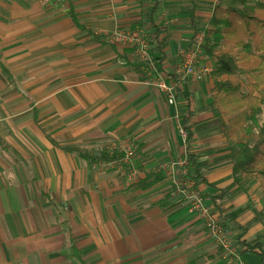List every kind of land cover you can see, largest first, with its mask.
<instances>
[{"label": "crops", "instance_id": "0c3cea01", "mask_svg": "<svg viewBox=\"0 0 264 264\" xmlns=\"http://www.w3.org/2000/svg\"><path fill=\"white\" fill-rule=\"evenodd\" d=\"M66 1L67 6L42 4L38 0H0V264H208L215 258L216 264H222L218 261L216 242L207 237L203 221L194 217L185 204L172 207L166 201V192H156L164 181L142 190L137 184L146 179L149 171L141 172L140 179L134 183H121L113 169L98 168L97 164L66 149L79 147L84 153L100 154L83 148L100 137L101 141L105 138L103 134H96L90 140L94 134H81L87 131L89 120L80 115L82 111L91 108L97 126H103L118 114L124 119L130 115L124 110L129 105L123 92L127 84L124 78L128 75L122 69L129 62L126 55L129 48L112 43L98 32L112 33L136 24L146 15L147 6L150 11L155 2L90 1L85 10L92 14L83 22L77 13L76 0ZM159 2V13L166 7L172 6L175 10L182 5L181 0ZM184 3L185 10L187 2ZM213 11L200 13L206 16L208 25ZM198 15L196 12V25L200 29ZM184 24L174 32L159 25L167 31L162 36L167 39L166 47L161 53L152 45L155 59L164 58L163 70L159 73L167 81L175 75L177 67L171 70V65L178 58L176 55L188 51L193 41L190 19L189 25L186 21ZM96 29L101 30L95 32ZM95 37L101 41L95 42ZM23 61H29L30 68H40L42 74L77 75L81 68L94 72L104 70L109 74V81L96 86L99 94L83 93L76 81L70 87L73 91L70 95L62 93L58 97L64 108L61 115L58 110L51 112L36 103L33 105V98L28 94L23 100L15 74ZM206 66L212 70L211 64ZM140 71L134 67L132 74ZM191 83L193 86L196 82ZM88 89L92 87L85 86ZM25 90L29 88L26 86ZM185 91L191 93L196 112L193 124L197 119L194 90L185 87ZM177 101L183 102V124L187 116L186 102ZM21 103L33 105L32 122L43 134L12 133L24 107ZM152 106L163 112L166 107L167 112L168 106L161 100ZM70 114V129L76 130V134H62L68 124L65 117ZM49 128L53 129L52 134L47 132ZM205 177L213 188H226L215 187ZM156 187L155 192H148ZM208 189L201 187L202 192ZM250 196L251 192L236 199L234 211L249 203ZM249 234L250 229L246 239Z\"/></svg>", "mask_w": 264, "mask_h": 264}, {"label": "rangeland", "instance_id": "374dc122", "mask_svg": "<svg viewBox=\"0 0 264 264\" xmlns=\"http://www.w3.org/2000/svg\"><path fill=\"white\" fill-rule=\"evenodd\" d=\"M90 1L92 3L101 2V0H76V3H78L76 8L79 10L77 13L82 16L83 22H85V18L89 14H92V11L85 10V6H87ZM181 1L182 5L176 6L177 9L174 10L172 6L166 7L157 15L159 25L167 27L169 32H174V29L180 28L179 26L183 28L185 26V21L188 23L187 25H189V16L184 14L186 10H184V2H187L186 8H189V0ZM38 2L45 4L44 0H38ZM51 3L67 6V1L65 2V0H51ZM197 3L199 6L197 9L199 13L197 24L200 26L198 36L203 38L200 61L202 65L206 66V64L210 65L206 47H210L213 41L208 35L211 27L206 21V16H201L200 13L210 14L217 5H225L226 0H197ZM90 6L91 4L88 5V8ZM148 12L149 6H147L145 14ZM176 12H178V16L174 17ZM144 16H142V19ZM142 19L136 24L126 27V29L119 28V30L144 31L150 45V53H152V61L147 64L137 57L134 49L128 47L129 49L126 52V55L129 56L128 59H130L128 64L126 63L127 65L122 68L126 70L125 74L128 75V77L124 78L127 84H125L126 90H123V92L129 99V105L126 106L124 110H127L130 115L124 119V116L118 114L103 126H97L92 109L89 108L87 111H82L80 115L83 117L87 116L89 120H87V131L81 134H94L90 137V140L94 139L96 134H103L105 138L104 141H101L100 137L99 141L95 140L83 145V148L92 153L109 152L113 155H120L122 158L119 162L108 166L103 165L106 167L97 164V167L108 170L113 169L121 183H134L138 181L141 172L146 173L149 171L163 175L165 178L164 182L161 184V186H163L156 192H166V201H168L170 205L173 204L172 207L185 204L189 212L193 213V216L199 219L200 222L204 219L196 209L198 200H202L205 207L210 209L212 214L215 213L216 217L224 224V219L219 217L220 213L223 212V214L228 216L232 212H236L234 211L236 199H240L241 196L251 192L249 203H245L242 208L237 209L241 212L239 222L242 226H249L250 234L247 238L248 241H261L264 244V198L263 195L261 196V193H259V183L246 182L239 191L224 203L214 204L212 197L215 193L212 189L203 192L202 190H194L193 183L189 182L185 176L186 170L184 167L186 166L187 152H190L192 154H197L200 161L199 166L203 174L209 178L215 187L227 188V186L233 183V152L225 137L228 130L227 121L225 119L216 118L208 109V105L212 98L210 89L223 81V78L211 73L200 80L185 79V81H181V86L194 90V99L197 105V119H195L192 124L194 140L189 150L185 142L186 133L181 127L185 114L182 105L183 102L177 101L175 98V103L171 105L166 96L161 93V95H159L154 90L155 87L148 84L150 76L153 77L154 70H156V53L154 47H152L154 35L150 29L144 28L141 25ZM100 30L101 29H96L95 32ZM98 33V35L106 38L105 32L102 31ZM194 43L195 41L191 42V47ZM184 51L185 50L180 51L179 54L176 55L178 58L174 59V63L171 65L173 68H171V70L181 65L183 54L185 53ZM17 67L19 68V72L15 74L17 76L16 80H19L18 82L21 86L20 94L23 96L25 94L30 95L33 98V105L37 104L43 109L51 110V112L52 110H58L61 115H63L64 108L60 105L58 97L62 93L70 95V92H73L70 87L76 84V81L81 84L82 92L85 94H99L96 86L109 81V74L104 73V70L94 72L91 69L81 68L77 75L68 72L42 74L40 68H30L29 61L21 62ZM134 67L140 68V73L137 72L136 75H133L132 71ZM99 76H102V79H100ZM177 80V76L174 75L168 81L171 84H176ZM191 82L196 83L191 86ZM26 86L29 90H25ZM85 86L92 87V90H85ZM258 95L262 99V113L249 124L246 135L241 137L236 146L254 144L257 140L258 132L264 124V89ZM23 100H26L25 96ZM160 100L168 106L167 112L166 107L165 112H163L160 108L152 106V104L156 105ZM33 105H23L24 107L17 117L18 125L15 131L12 132L13 134H43L32 122ZM51 117H53L52 113H50V118ZM65 118L68 124L65 125L66 130L65 133L62 132V134H76V130L74 132L70 129L72 121L71 114ZM52 122L53 120L51 119L50 123ZM52 131V128L47 130L49 134H52ZM129 152H131V155H129ZM130 172L135 174L131 179H129L128 176ZM221 176L222 178L220 179ZM156 189L157 187L148 190V192H155L153 190ZM236 195H238L237 198H234ZM253 199H255V201H253ZM202 226L207 237H209L210 235H208L209 233L204 221L202 222ZM224 229L228 241L227 248L219 245L210 237V239L216 242L215 248L219 255V263L258 264L257 261L260 263L259 258L254 255H248L246 258L238 256L236 253L237 239L241 236V233L237 232L235 226L230 222ZM216 263V258L208 261V264Z\"/></svg>", "mask_w": 264, "mask_h": 264}, {"label": "trees", "instance_id": "16d2710c", "mask_svg": "<svg viewBox=\"0 0 264 264\" xmlns=\"http://www.w3.org/2000/svg\"><path fill=\"white\" fill-rule=\"evenodd\" d=\"M155 4L143 17L142 26L151 30L157 51L161 52L166 47L167 39L162 36L167 32L165 27L157 23L159 13V0H151ZM197 0H191V5L184 13L189 16L194 30L193 41L199 33L196 25ZM74 20L78 24L77 18ZM211 29L208 32L213 43L206 47L207 55L212 66L213 73L223 81L211 90L212 102L208 109L216 118L225 119L228 130L225 134L227 143L233 152L232 177L233 183L224 189L213 188L199 167L198 156L187 152L186 179L193 183L194 190L201 187L215 189L212 200L215 204H221L237 191L246 182L259 183V189L264 196V124L261 126L257 140L254 144L236 146L237 142L246 135L248 126L262 113V99L258 95L264 88V2L258 0H226L225 5H217L209 20ZM95 42L101 38L95 37ZM163 55V54H162ZM164 58H156L155 66L161 72ZM176 87V100L184 99L186 102L187 116L182 128L186 133L188 149L194 140L192 121L195 110L192 105L191 93L185 91L178 81ZM70 152H76L85 160L93 164H110L121 160L120 155L109 153L90 154L84 153L81 148H66ZM164 176L148 172L146 179L137 184V188L147 190L164 181ZM241 212H232L228 216L220 213L224 219V226L232 223L241 236L237 239V255H254L264 264V244L261 241H248L249 226L238 223Z\"/></svg>", "mask_w": 264, "mask_h": 264}, {"label": "built area", "instance_id": "2783aa9c", "mask_svg": "<svg viewBox=\"0 0 264 264\" xmlns=\"http://www.w3.org/2000/svg\"><path fill=\"white\" fill-rule=\"evenodd\" d=\"M51 0H44L45 4L50 3ZM106 37L109 41L116 44H121L130 47L135 50V54L144 63H151L152 56L150 53V45L146 39L145 33L142 30L129 31V30H116L112 33H106ZM194 45L183 54V61L181 65L176 69L175 75L178 81H185V79L200 80L204 76L211 74L212 70L208 66L201 64V52L203 38L198 36L195 38ZM156 67V66H155ZM149 85L155 87L162 95L168 98L171 105L175 103L176 84H171L164 77L160 75L157 68L154 70V76H150L148 82ZM131 155V152H129ZM100 163L99 165H112ZM103 166V167H106ZM185 176L187 171H185ZM135 174L133 172L128 173L129 179L133 178ZM196 209L200 212V215L204 219V224L207 227V231L210 237L215 240L219 245L227 248L228 241L225 233V226L222 221L216 217L215 213L212 214L211 210L206 208L202 200L197 201Z\"/></svg>", "mask_w": 264, "mask_h": 264}]
</instances>
